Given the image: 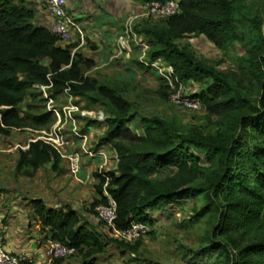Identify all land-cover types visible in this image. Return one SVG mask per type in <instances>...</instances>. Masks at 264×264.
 Segmentation results:
<instances>
[{"label": "trees", "instance_id": "16d2710c", "mask_svg": "<svg viewBox=\"0 0 264 264\" xmlns=\"http://www.w3.org/2000/svg\"><path fill=\"white\" fill-rule=\"evenodd\" d=\"M142 1L145 5L157 0ZM231 7L230 0H180L179 13L164 20L165 28L150 24L135 28L137 34L154 40L149 60L143 64L149 67L161 60L174 70L179 82L205 84L194 98L210 114L247 109L252 104L227 74L198 60L177 41L204 35L225 58L232 60L238 29ZM33 19L34 14L24 6L0 0V107L4 108L1 131H38L47 123H54L34 85L52 83L55 94L69 89L80 100L92 99L106 110L107 130L101 142L115 150L118 163L116 170L94 174L99 180L95 186L98 198L90 213L97 216L96 209L108 205V193L116 203L115 227L125 231L133 222L150 226L152 214L161 205H171L186 195H200L206 201L204 209H214L218 216L217 230L229 240L220 247L228 253L233 244L239 254L236 262V256L229 252L233 264H264V148L249 151L247 139L249 127L264 135V111L256 107L257 115L240 118L239 137L220 147L204 142L197 133H183L159 117L144 119L135 130L132 123L137 116L136 104L115 88L85 76L83 67L91 68L94 62L74 54L75 46H59L51 30L34 25ZM247 68L261 81L263 95L259 104L264 106V58L248 62ZM158 80L169 88L163 77ZM25 102L26 107L21 109ZM193 149L204 150L208 161L220 163L222 172L199 182L200 162L191 154ZM243 150L252 164L253 179L250 170L236 167V157ZM48 163L53 164L57 175L64 173L63 160L56 151L42 141L31 143L27 152L20 153L17 172L29 167L32 172L24 173L33 176ZM169 170L175 173L166 175ZM155 175L162 177L156 180ZM225 193L229 198H224ZM31 204L38 224L50 230L51 240L75 248L83 264H96L110 247L136 254L142 246L141 239L125 243L112 238L109 231L108 236L100 234L83 222L70 204L53 207L38 199Z\"/></svg>", "mask_w": 264, "mask_h": 264}, {"label": "rangeland", "instance_id": "374dc122", "mask_svg": "<svg viewBox=\"0 0 264 264\" xmlns=\"http://www.w3.org/2000/svg\"><path fill=\"white\" fill-rule=\"evenodd\" d=\"M125 1L129 2L131 9L127 12L121 11L120 32L116 36V51L111 55L112 60L109 63L104 59L102 61V54L96 52V64L92 68L83 67L84 75L96 78L101 83L115 88L125 99L136 104L137 107L134 110L137 116L132 123L135 130L141 127L144 119L159 117L175 125L183 133L199 134L204 142L217 147L224 146L229 140L238 138L240 134L237 130L238 120L251 114L257 115V108H260L258 110L261 112L264 111V106L259 104L263 95L261 81L255 79L251 69L247 68L248 62L254 63L256 58H264V0H230L231 17L235 18L234 23L237 24L238 29V39L235 49L232 51V60L225 58L223 52L204 35L177 41L181 46L188 47L198 60L207 62L227 74L241 90L242 95L246 96L252 104L250 108L222 114H210L202 105L199 109H190L173 100V97L181 91L184 97L192 99L205 89V84L192 81L183 82L175 90L162 86L158 79L160 76L162 77L160 70L167 69L165 63L160 60L155 63V67L151 65L147 67L142 62V60L148 62L147 56L153 48L154 40L136 33L137 41L141 40L140 44L143 45L139 46L131 38L129 49L117 56V41L119 35L125 30L127 21L144 13L141 9L142 0ZM103 9L105 8L103 7ZM148 24L160 28L166 27L164 20L139 17L133 21L134 32L136 26ZM88 36L85 29L87 45L84 48L97 50V43L91 41ZM38 100L39 98L36 102ZM79 101L85 109H94L100 106L94 104L93 100L89 98L79 99ZM25 107L26 102L20 106L21 109ZM53 124L49 122L37 130L49 131ZM90 129L93 131L91 144L101 143L106 126L94 123ZM248 130L249 151L255 152L259 148H264V135L253 131L251 127ZM36 136L38 135L34 129L33 131L32 129L12 130L8 134L0 129V156H4L2 160H17L15 158L21 153L15 151L17 153L15 157L8 151L9 145H11L10 141L22 144L23 141ZM112 149L111 146H108V150ZM106 154L108 159V153ZM191 154L200 162L199 182H205L208 178L222 172L220 163L217 161L218 163L213 164L208 161L204 150L193 149ZM107 159L104 157H99L98 160L83 159L76 175L70 172L67 163L63 161L64 174H68L67 170L70 174L67 175V178H56L58 180L55 182L57 186L66 187L68 198H70L67 202L59 201L60 204H70L79 213L83 222H88L89 226H94L104 236H108L106 227L101 224L97 216L90 213V210L93 202L98 198L95 186L99 184V181L94 177V174L98 173L100 169L110 171L101 165L100 160ZM236 160L238 161L236 167L247 172L250 170L251 179H253L255 175L252 174L254 171L251 162L247 160L246 151L243 150ZM84 171L85 174L82 173L80 176V173ZM174 173L175 171L169 170L166 175ZM42 175H47L46 169ZM161 177V175L154 176L156 180H160ZM46 179L52 180L49 177ZM223 196L229 198L227 193ZM205 206V198L200 195H186L181 201L159 206L152 214L153 223L150 224L149 231L141 238L142 246L138 253H124L115 247H110L105 257L112 258L111 264H233L231 254H229L231 252L236 256V262H239V254L235 251L233 244L230 245L228 253H225L220 247L221 244L227 243L229 240L226 235H222L217 230L219 219L215 210H205Z\"/></svg>", "mask_w": 264, "mask_h": 264}, {"label": "built area", "instance_id": "2783aa9c", "mask_svg": "<svg viewBox=\"0 0 264 264\" xmlns=\"http://www.w3.org/2000/svg\"><path fill=\"white\" fill-rule=\"evenodd\" d=\"M45 3L47 13L52 21L50 30L59 43L68 46L75 36H78L81 42H85V28L81 22L82 18L71 11L68 0H45ZM143 6L144 13L130 18L125 25V30L119 35L117 56L129 49L131 38L139 46L143 45L140 44L141 40L137 41L138 35L133 29L135 19L139 17H151L159 20L168 19L179 13L180 0H157ZM142 62L146 64L145 60H142ZM151 66L155 67L156 64ZM160 73L170 89L175 90L182 85L171 67L160 70ZM34 88L41 93L45 110L54 118V124L49 131H34L38 136L31 137L26 143L9 145V152H27L31 143L42 141L56 151L60 158L67 163L70 172L75 175L78 173L83 159H97L99 157L107 159L105 151L108 150L109 145L102 142L96 145L91 144L93 139L91 125L98 123L101 126H106L107 130L108 115L103 106L85 109L79 99L70 93L69 89L61 94L53 93L52 83L50 85H34ZM173 100L177 104L181 103L190 109H199L202 105L199 99L184 97L182 91L175 95ZM2 109L4 108L0 107V125H2ZM103 172L100 169L98 173L103 175ZM106 196L108 205H101L96 211L98 220L108 229L112 238L125 243H134L147 234L150 227L148 224L141 222H133L128 230H117L115 227L117 218L116 203L108 193H106ZM76 253V249L71 246L51 239L48 241L46 256L51 261L65 260L75 256ZM0 264H33V260L28 255L13 253L0 246Z\"/></svg>", "mask_w": 264, "mask_h": 264}, {"label": "crops", "instance_id": "0c3cea01", "mask_svg": "<svg viewBox=\"0 0 264 264\" xmlns=\"http://www.w3.org/2000/svg\"><path fill=\"white\" fill-rule=\"evenodd\" d=\"M11 2L30 10L34 14V25L50 29L52 21L47 13L45 0H11ZM68 2L71 11L82 18L81 22L82 25L84 23L89 39L97 43L98 48L95 51L84 48L87 40L81 42L79 37L75 36L69 44L75 46L73 53L81 54L85 59L93 61L95 65L97 61L95 54L98 52L102 54L101 60L104 59L109 63L113 58L111 55L116 51L115 42L120 32V15L131 9L129 2L125 0H68ZM143 7L142 5V11H144ZM58 45L67 46L61 43ZM45 62L49 63V60ZM10 143L14 144L13 141ZM105 152L108 153L109 158L100 160L102 167L110 171L116 170L118 163L117 159L114 160V157L117 158L116 152L113 149ZM12 155L16 157L17 153L13 152ZM3 157L0 156V246L13 253L30 256L33 264H83L80 255L56 261L47 258L48 241L51 239L50 230L38 224L31 204L32 200L38 199L49 206L60 207L62 205L59 201H69L66 187L57 186L55 183L61 177L67 178L70 174L69 170H67L68 174L64 172L63 176H57L52 170L53 164L48 163L37 170L33 176H27L24 172H32L29 167H24L17 172L20 154L15 158L17 160H2ZM45 169L47 175L43 176L42 172ZM82 173L85 174V171L81 172L80 176ZM46 177L52 180H47ZM106 231L108 233V229ZM105 256L96 264H111L112 258L107 259Z\"/></svg>", "mask_w": 264, "mask_h": 264}]
</instances>
